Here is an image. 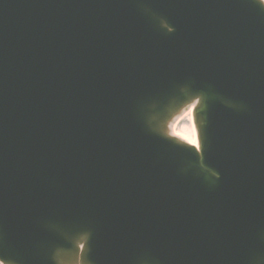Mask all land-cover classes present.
I'll return each instance as SVG.
<instances>
[{
  "label": "water",
  "instance_id": "obj_1",
  "mask_svg": "<svg viewBox=\"0 0 264 264\" xmlns=\"http://www.w3.org/2000/svg\"><path fill=\"white\" fill-rule=\"evenodd\" d=\"M169 1L204 32L186 60L160 57L156 69L173 74L193 62L192 81L203 87L173 88L157 72L152 83L180 99L189 91L203 96L206 144L220 149L205 160L214 171L206 169L202 187L162 178L159 128L175 109L162 99L152 108L127 106L120 85L107 80L112 15L93 0H0L4 264H60L78 252L81 237L86 264H237L233 233L252 224L264 241V7ZM197 225L200 231L191 230ZM263 245L252 254H263Z\"/></svg>",
  "mask_w": 264,
  "mask_h": 264
},
{
  "label": "rangeland",
  "instance_id": "obj_2",
  "mask_svg": "<svg viewBox=\"0 0 264 264\" xmlns=\"http://www.w3.org/2000/svg\"><path fill=\"white\" fill-rule=\"evenodd\" d=\"M190 127L191 124L189 114H185L176 125L177 132L184 134V136L188 139H194V135L191 133Z\"/></svg>",
  "mask_w": 264,
  "mask_h": 264
},
{
  "label": "bare ground",
  "instance_id": "obj_3",
  "mask_svg": "<svg viewBox=\"0 0 264 264\" xmlns=\"http://www.w3.org/2000/svg\"><path fill=\"white\" fill-rule=\"evenodd\" d=\"M191 126H192V131L191 132H193L194 138L196 137V139H197V130L195 128V125H194V122H193L192 119H191ZM193 143H195V140L193 141Z\"/></svg>",
  "mask_w": 264,
  "mask_h": 264
}]
</instances>
